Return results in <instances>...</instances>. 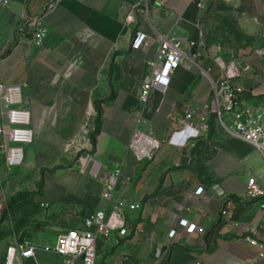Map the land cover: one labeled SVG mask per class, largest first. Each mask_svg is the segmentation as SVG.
Returning <instances> with one entry per match:
<instances>
[{"label": "crops", "instance_id": "0c3cea01", "mask_svg": "<svg viewBox=\"0 0 264 264\" xmlns=\"http://www.w3.org/2000/svg\"><path fill=\"white\" fill-rule=\"evenodd\" d=\"M48 2L0 5V82L23 85L35 134L25 159L33 153L39 171H51L44 172L41 198L60 211L61 232L111 207L105 181L119 170L115 201L139 208L124 210V235L99 237L96 264H264L252 243L264 242V198L247 197L249 177L264 183V158L250 142L209 117L212 134L208 129L184 146L165 142L152 160L138 161L128 149L135 131L167 141L174 116L211 104L213 81L223 72L217 41L205 47L207 29L229 17L259 34L264 0H60L44 13ZM130 12L135 22L127 25ZM35 16H43L47 31L40 46L23 26ZM155 31L194 45L168 88L152 89L143 104L156 44L132 45L138 33ZM242 66L236 83L244 105L264 106V49ZM201 186L205 192L195 195ZM183 219L203 232L187 233Z\"/></svg>", "mask_w": 264, "mask_h": 264}, {"label": "built area", "instance_id": "2783aa9c", "mask_svg": "<svg viewBox=\"0 0 264 264\" xmlns=\"http://www.w3.org/2000/svg\"><path fill=\"white\" fill-rule=\"evenodd\" d=\"M12 0H0V5H8ZM60 0H49L44 13ZM148 3V0H144ZM135 22L133 12L125 17V23ZM33 31L34 46L42 45L46 28L43 16L28 17L23 25ZM152 43L156 44V57L150 63L151 75L143 84L140 101L146 104L152 89L166 90L171 82L173 73L180 68L184 59L188 58L187 49L194 45L187 38H172L158 31L154 37L146 33H138L133 41V48L147 49ZM222 69L219 80L213 81V104L206 105L203 110L186 111L173 117V127L167 141L158 140L153 136L135 131L129 144V151L138 161L154 159L157 151L165 143L184 146L191 139L198 138L202 132L209 129L211 113L219 119L223 128L231 135L250 142L264 158V106L248 107L242 101L244 89L236 83L245 72L241 61L225 62L217 60ZM202 114L197 117V113ZM197 112V113H196ZM35 134L32 128V115L24 105L23 85L5 84L0 82V161L8 168L23 165L25 150L34 142ZM88 159L83 160V164ZM96 168H94L95 170ZM121 173L116 170L105 181L103 199L111 207L97 210L86 216L83 227L72 228L59 233L55 244L36 245L23 241L11 244L6 250L1 264H40L38 253L55 254L62 257V264H96L98 257V239L102 235L108 236L114 231L124 235L127 231V222L124 210H135L138 204H129L125 201H115V193L120 182ZM205 192L204 187H198L195 195ZM247 197L251 200L264 198V183L256 177H249L247 182ZM264 208V204H262ZM4 211V204L0 198V218ZM227 209L222 211L227 214ZM180 226L187 233L203 232V229L188 220H181ZM177 236V230L169 232L170 238ZM264 258V242L252 240ZM160 255V253H158Z\"/></svg>", "mask_w": 264, "mask_h": 264}, {"label": "rangeland", "instance_id": "374dc122", "mask_svg": "<svg viewBox=\"0 0 264 264\" xmlns=\"http://www.w3.org/2000/svg\"><path fill=\"white\" fill-rule=\"evenodd\" d=\"M263 38V30L259 34L244 32L233 18L221 17L216 18L211 28L207 29L204 43L206 47L217 41L216 58L227 62H243L250 55L264 49ZM212 104L213 100L210 106ZM201 114L199 111L197 117ZM210 117L219 121L214 113ZM210 133H213V129H209ZM38 161L32 153L20 167L8 168L0 162V198L4 204L0 218V264L9 245L23 241L39 246L55 244L59 233L65 228L60 224V211L42 203L44 172L51 171L47 167L44 172H40ZM38 258L40 264H62V257L55 254L39 252Z\"/></svg>", "mask_w": 264, "mask_h": 264}, {"label": "water", "instance_id": "95a60500", "mask_svg": "<svg viewBox=\"0 0 264 264\" xmlns=\"http://www.w3.org/2000/svg\"><path fill=\"white\" fill-rule=\"evenodd\" d=\"M216 188V186L214 187V189Z\"/></svg>", "mask_w": 264, "mask_h": 264}, {"label": "trees", "instance_id": "16d2710c", "mask_svg": "<svg viewBox=\"0 0 264 264\" xmlns=\"http://www.w3.org/2000/svg\"><path fill=\"white\" fill-rule=\"evenodd\" d=\"M43 172V171H42Z\"/></svg>", "mask_w": 264, "mask_h": 264}]
</instances>
